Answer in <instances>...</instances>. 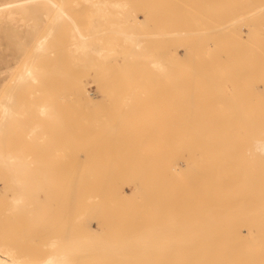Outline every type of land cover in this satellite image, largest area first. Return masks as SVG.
<instances>
[{"label": "rangeland", "instance_id": "obj_1", "mask_svg": "<svg viewBox=\"0 0 264 264\" xmlns=\"http://www.w3.org/2000/svg\"><path fill=\"white\" fill-rule=\"evenodd\" d=\"M80 1L74 7L79 9ZM72 2H70L69 7H73ZM128 2L130 3L129 8L133 10L129 12V20L121 19L115 13V22L125 21L133 40L125 41L117 34V27H115V58L97 59L93 66L89 65L88 62L82 63L81 61L80 64L84 65L83 68L77 60L75 67V64H72L75 63L73 61L74 56L71 55V61L69 56L71 52H68V50L70 51L71 43L69 41L71 39L70 35L66 34L67 27L63 24L64 29L61 26L57 29L56 34L58 35L53 36L50 41L53 42L55 38V45L58 43L56 47L60 49L59 44L61 47L62 44L59 42H62L64 38L60 39L59 30L66 31L63 33V35L65 34L63 37L66 38L67 35L69 41L66 39L63 43L64 46L65 44L70 45L69 49L66 47L69 55L60 49V54L63 51L62 54L64 55L58 56L59 49L56 51L54 45L51 50L56 51L55 55L58 52L57 57L52 54L53 52L51 54L54 58L59 57V62L64 56L67 63L60 62L61 67L64 63L63 70L59 67L60 70L57 71L54 68H56L55 65L58 60L55 65V59L52 60L53 64H49L51 76L54 75L53 79L51 78L53 81L52 91L49 90L51 87L48 88L52 95L51 93L50 95L47 94L46 88L44 92L47 95L42 96L45 99H41L40 96L43 91L39 94L36 93L37 97L39 96L38 101L40 99L41 101L49 100L52 110L57 113V115L54 113L55 117L57 116L58 119L56 120L54 117L52 120H49L50 117H47L48 119L43 118L42 121L45 122L42 134L45 132V136L43 138V135L40 134L42 140L39 137L40 140H37L38 135L34 136L37 141L33 137H25L24 128L28 124L34 123L33 119L28 120L29 117L32 118L34 109L29 112L28 109L31 107L24 106L22 108L28 112L24 115L26 118L21 120L20 125H17L18 128L12 126L7 130L4 146L5 150L9 148L11 151L19 148L20 152L23 145H25V149L28 148L26 141L33 142L35 148L29 144L31 147L29 150H34L35 154L33 155V152H29V154H32L34 158L29 156L33 159L39 157L43 162L41 165L39 163L40 166L36 163L38 165L36 169L43 165L41 168L44 169L45 167V170L49 171L50 177L60 179L59 181L56 179L57 183L59 182L61 186L66 184L62 188L68 190L66 193L68 194L66 198L68 202L71 197L73 203L74 195H71V190H74V194L78 196L75 197L73 208L70 202H65L67 205L61 204L64 206V210L70 211L67 213L72 217L68 220L69 216L63 212L65 216L67 215L65 217L66 222L76 228V225L81 223L79 220L82 217L86 219V215L90 211L88 217L92 215L93 218L91 217V220L87 218L89 220L85 221L82 218V221L85 222V225L87 221L94 230L96 229L97 237L109 238L108 240L105 238L106 240L104 239L102 242L106 241L103 247L105 248L107 245L106 248L110 251L112 249L114 251L113 247L115 246V239H113L115 236L112 233L117 234L114 232L116 228L119 229H117L118 233L121 230V225L115 223L116 220L123 223L124 227L120 233H124V235L131 227L129 238L133 237L135 231L140 230V232L144 231L147 234L149 232V235L150 232L157 233V239L155 234H152L153 240L161 242L162 236L163 239L164 236L168 237L169 232L174 237L176 233L182 232L183 219H186V215L190 211H192L191 217L189 216L191 219L192 217L210 216L215 202L213 189L221 170L225 172L222 171L220 175H224L226 170H231L230 173L240 170L239 173L244 175L249 173L247 169L253 173L262 169L264 171V0H128ZM77 4L79 7L76 6ZM82 5L87 8L86 4ZM69 7L68 10L73 14L75 12V10L73 12L74 7ZM83 9L81 6L79 14H82ZM87 9L89 11V6ZM84 12L81 16L82 19L84 14L87 15ZM75 15L74 13L73 16ZM82 19L79 21L82 22ZM76 20L78 19L76 18ZM30 22L29 20L27 23ZM81 25L84 24L81 23ZM0 33L4 35V29ZM67 42L69 43L67 44ZM3 43V53L6 58L9 51L5 49V40ZM63 48L65 49V47ZM26 57L27 54L21 55L19 60L21 59L23 62ZM11 59V66L16 67L19 62L18 59L13 57ZM43 63H41L42 66H45L44 60ZM57 65L59 66V64ZM52 70L57 71V75L54 72L52 74ZM11 80L12 77L8 76L4 87L0 90V96L6 86L12 85L13 81ZM23 91L28 98L29 92ZM23 91H20V96ZM25 96L23 95V97ZM34 108L36 109V107ZM37 118L36 114L34 120ZM20 132L23 134L22 136ZM38 153L41 157L38 156ZM36 154H38L37 157ZM94 170L95 174L93 173ZM97 170L101 174L102 179L98 176L101 182L97 181V175H99ZM257 173L253 174L254 177ZM85 176L86 178L92 176L89 180L93 179L89 182L87 178V182H85ZM68 183L69 185H67ZM112 183L117 188L118 186L124 188L120 190L119 187L121 192L117 196L114 192L116 187ZM223 183V185L227 184ZM59 184L57 186L60 188ZM92 184L96 188L92 187ZM102 184L105 185V191ZM106 189L110 193L108 192L103 196ZM85 191L89 192L88 195L87 193L83 195ZM123 192L125 196L129 195V198L126 196L127 200L129 199L127 211H124L127 207L123 202L126 197L122 195L120 199H124L121 201L118 199L119 194H123ZM90 195L91 197H89ZM130 196H132L131 200ZM88 198L92 203L88 202ZM107 199L108 202H106ZM113 201L116 202L117 210ZM130 201L132 203L129 205ZM136 203L142 205L134 206ZM5 204H0V207L5 209ZM95 204L98 205V208ZM100 204L106 212L102 210L103 208L101 209ZM137 206L138 209H136ZM65 207L67 208L65 209ZM79 207L80 213L77 211ZM144 207H149L150 211L145 210L148 214L144 212ZM133 208L136 211L139 210L138 214ZM2 209L0 210V225L3 223L1 228L5 226L4 218L5 220L8 219L5 224L9 221L14 222L13 219L10 218V220L9 216L3 213ZM54 209H56L55 206ZM92 209L95 210L94 213L97 212L96 214L99 215V221L96 219L98 217L96 214H91ZM73 210L75 211L74 214ZM85 210L86 213H84ZM97 210L99 212L101 210V212L99 213ZM113 211L115 221H112V217L109 221ZM129 211L132 212L131 216ZM76 213L83 215H80L78 218H81L78 219ZM58 215H55V219ZM135 215L136 217H134ZM138 215L142 218L139 217L138 219ZM2 216L3 219H1ZM19 216L17 215V222L13 223L15 227L12 224L9 225L13 229L8 228L9 223L4 227L8 232L11 231L10 234L15 232L14 229L20 230L18 234L22 232L20 225L17 226L21 222ZM63 217L61 216L62 223L65 222ZM23 218L24 216H22V220ZM190 218L187 219L190 220ZM71 219H75L76 224ZM146 219H149V222ZM138 220L140 221L139 225L136 223ZM142 220L143 222H141ZM68 223L66 224L69 225ZM114 223L118 226L115 229ZM144 223L151 226V229ZM141 224L144 225L143 228L145 227L149 231L142 230ZM125 225L129 228H125ZM140 225L139 229L138 226ZM189 225L191 226L192 222H189ZM108 226H111L110 231L112 233L109 232ZM157 226H162L158 230L159 234ZM153 227L154 229L151 231ZM160 231L162 232L160 233ZM39 232L42 233L40 230ZM39 232H33L31 235L32 238H36L38 245H40V241L45 243L47 239V233L44 234L43 238L41 236L43 234H39ZM140 232L138 231V233ZM158 235L160 236L158 237ZM16 236L18 238L20 234ZM12 238H14L13 235ZM100 241L98 242L99 246L102 244ZM108 241H110V245ZM38 245H36V249H32V252L35 250V255L39 254V250L41 253L44 249L46 251L45 247L42 249L44 245L42 248ZM101 246L99 250L102 249V252H105ZM136 246H129L130 249L134 247L131 252H135ZM154 246L156 251L161 248L158 245ZM140 247L141 245L138 244V248ZM169 247L173 249L177 246L175 244V247L172 245ZM129 248L127 247L128 251ZM138 248L136 249L139 251ZM142 248L144 247L142 246ZM154 248L150 247V251L152 249L155 255ZM146 249L149 251L148 247ZM113 251L110 252V256H105L108 253L107 250L106 254L103 253V255L100 252V255L115 259L113 256L115 251ZM44 252L43 256L45 255ZM33 254L34 252L32 256H34Z\"/></svg>", "mask_w": 264, "mask_h": 264}, {"label": "bare ground", "instance_id": "obj_2", "mask_svg": "<svg viewBox=\"0 0 264 264\" xmlns=\"http://www.w3.org/2000/svg\"><path fill=\"white\" fill-rule=\"evenodd\" d=\"M72 1L70 0H0V32L2 29H4V35L0 33V90L4 87L5 82L8 79V76L9 77L11 76L12 77L11 81H13L12 85L6 86L3 89V92L1 93V96H0V199L2 197L3 203H6L5 209H2V207H0V210L2 209L3 213L8 215L9 219L10 218L13 219L14 222H17L16 220L17 215L18 216L20 215L19 218H21L20 219L21 222L17 226L20 225L19 226L20 229L22 228L21 230L22 232L19 233L20 236L18 234L20 230L14 229L15 235L19 236L18 238L17 236L15 237L13 232H12L13 234H10L11 233L10 230L8 232L7 229H4V227L7 226L8 223H9L8 224V228H9L10 227L9 225L10 224L13 225L14 222L12 221L11 223L9 221L7 224H5V222H7L8 219L5 220V218L3 219V216H2L1 219H3L5 226L4 227L2 226L1 228V225L3 223H1L0 225V229H2L0 231V264H90V263L91 264H109L110 262L111 264H264V171L263 169L258 170L257 171L258 173L257 172L253 173L250 171V169H247L248 171L247 170L246 171L249 173H247L246 175L239 173L240 170L238 171L235 170L236 172L234 171L231 173H230L231 170L230 171L226 170V173L225 174L223 173L224 175H220L221 172L224 171V170H221L219 177L217 178V183L213 189L215 202L213 203L210 216L209 217L203 216V217H198V218L192 217L191 219L190 214H192V211H190L189 213L186 212L187 213L186 219L183 216L184 225L181 226V228H183L182 232L180 231V233H176V235L173 233L175 237L172 236V234L170 235V232H169L168 237L164 236V239H163V236H162L161 242H157L156 240L157 233L155 234L154 232L153 233L150 232V235L152 236L151 237L148 232L149 229H145V227L143 228L144 225L142 224H141L142 230L143 229L147 230L148 234L144 231L140 232V230H138V227L139 229L141 227L140 225L137 227V230L140 233H138V231L134 232L133 230L134 235L132 232L133 237L131 236L130 237L131 239H130L128 236L130 235L131 227L128 231L129 233L126 231L127 235L125 234L126 235L125 236L124 233H120V231L123 230V227H124L123 223L120 222L119 220H116L115 223H117L118 225L120 223L121 225V228L119 227L121 229L119 233L117 231L118 228H116L118 226L115 223L114 224L116 226L114 224L112 225H114L113 227L114 229L116 228V230L114 231V229L113 228L112 229L114 232H117V234L112 233L110 231L111 226H108L109 232H111L115 236L114 238L112 235L113 239H115V242L113 241L115 243V246L114 245H113L114 247L112 246L115 251V255H113L115 259H113V257H111L112 259L111 258L109 259V257L107 258L105 256H110L111 254L110 252H112L113 249L112 251L108 250L106 248L107 245L105 246V248L103 247L106 241L104 242L102 241L106 237L104 236L105 238L103 239L100 237H97L96 235L98 233L95 234L96 229L94 230L93 227L87 221H86L87 224L85 225V222L83 223L82 221L83 217L82 218L80 217L81 219L78 218L80 215L82 216L84 213H86V210L84 211V213L82 212L83 214L78 215V213H76V216L78 215L77 218L80 219L79 223L81 221L80 223L81 225L78 223L81 227L79 225H76V228H75L74 225L66 222L65 217H67V215L69 216V213H67V211L68 212L70 211L66 209L67 207H65L66 210H64L63 209L64 206L61 205V204H64L65 202L66 203L68 202V200L66 199L68 195L66 193L68 192V190L66 188H62L66 186V184L64 186H61L59 182L57 183L56 179L58 178L50 177L48 175L49 171H46L45 167L44 169H42L43 165L41 166L42 168L37 167L36 169V166H38L39 163L41 165V163L43 162H41L42 160L41 158L37 157L39 153L35 155L37 157V159L35 158L37 162L35 161V159H33L34 158L33 155L35 154L34 153L35 151L33 149H32L33 151L29 150V148H31L29 147V144L33 145V142L29 143V141H26V143L28 142L27 143L28 148L26 149H25V145H23V142H22L21 147L23 145L22 147L23 150L22 148H20V152H19V148L17 150L13 149V151L9 150V148H7L8 150L7 149L5 150L4 146H5V142L7 139V135H6L7 130L12 126H15L14 128H16L17 125L19 126L20 125L19 123L22 122L24 118H26L24 115L28 113L27 110H24L22 107L30 106L31 109H28L29 112H32V109L35 110V111L33 110L35 115L34 113L33 114L29 113V114H32L34 117L33 116L32 118L29 117L28 120L33 119L34 123L30 125L28 124V126L24 128L25 137L26 136H28V138L33 137L36 140L34 136L38 135L37 140L39 138L42 140L45 136V132L44 134H42L43 124L45 122V121L44 122L42 121L43 118L48 119L50 117L49 120H52L54 117V119L56 120L58 119L57 116L55 117V114L57 115V113L52 110L51 104L48 102L49 100L41 101V99L42 98L45 99L44 97H42V96H45L46 94V92H44L45 88L47 90V94L49 95L52 91L53 81L51 80V78L53 79L54 75L53 77L51 76V67H49V64L52 65L53 64L52 60L55 59V63H54L55 65L56 61L58 60L57 64H59V66L57 64L55 65L56 68L52 66V68L58 71L60 69L63 70L64 63H67L65 62L67 60H65L64 56H62V61L60 59V62H64V63L62 64V67H61L59 59H58L59 57L56 58L57 57L56 55L58 52H59L58 56L62 54L63 51L60 54V49L64 50V52H67L66 47L69 49L70 45L68 46L65 44L64 46L65 40L67 39L66 41H69L68 39L69 35L71 39L69 41L71 43V46H70V51L68 50V52L69 53L71 52V54L69 55L68 52L67 54L70 56V60H71V55L74 56L73 61H75V63H72V64H75V67L77 66L76 65L77 60L79 62L78 64H80V62L82 61V63L88 62L89 65L93 66L96 64L97 59L108 60L109 58H115V53H116L115 52V27H117L116 28L117 34L121 36L125 41L133 40L132 34L127 30L125 21L121 23L115 22V13L117 14V16L121 17V19L123 18V19L129 20L130 18L129 12H132L133 10L129 8L130 3L128 2V0H81V1L79 0L81 3L82 9L84 8L83 9V12L85 11L84 13H87L88 11L87 8L89 6V11L87 15L84 14L87 17L84 18L85 16H83V19L85 20L86 25H85L84 20L81 17L83 12L82 14H79V9L81 7V6L80 7L78 6L79 1L78 0H72ZM70 2H72L73 7L75 6L76 3H78L76 6H78L79 9L77 7H74V8L69 7V4L71 5ZM82 4H86L87 8H85L84 5ZM68 7L73 8V12L75 10L74 12L76 14L75 16H73L74 13L73 14L70 13V11L68 10ZM76 8L78 9V12ZM75 17L78 20H76ZM81 19H82V22L79 21ZM29 20L31 22L27 23ZM81 23H83L84 25L82 26ZM63 24H65L67 27V30L66 29L65 30L67 31L66 34H68V36L66 35V38L63 37L65 36V34L63 35V33H65L66 31L64 32V31L59 30L61 32V33L59 32V37L61 36L60 39L64 38L63 39L64 41L62 40V42H59L62 44V47L59 44L60 46V49H59V47L58 48L56 47L58 43H56L55 45V38L53 41L54 43L52 42V40L50 41V39H53V36L56 37L55 35H58L56 34V31L58 28H60V26L62 27ZM62 29L64 28L62 27ZM60 39L59 41H61ZM4 40H5V45H6L5 49L9 51L8 56H6V58L4 57V53H3V44H4L3 41ZM56 42H57V39H56ZM69 42H67V44ZM51 43H52V46H51ZM53 45L55 46L56 51L57 49H59L56 55L54 54L56 51L53 52V50H51L52 49L51 47H53ZM63 47H65V49ZM51 53L55 55L56 57L55 58L54 56L52 57ZM25 54H27L26 60L21 62V59L19 60V58L21 55L24 56ZM11 57H13L16 60L18 59L17 61L19 62L16 67L11 66V60H12ZM67 58L68 57L66 55V59ZM41 59H42V62H40ZM43 60L45 62V66L44 65L42 66L41 64L43 63ZM70 60L69 62L71 63L72 60L71 61ZM80 65L83 68L84 65L83 64H80ZM80 65H79V68H81ZM57 71L54 72L52 70V74L53 72L55 74ZM59 73H62V71L61 72L59 71ZM55 75H57V73ZM48 88L49 90H51L50 92L48 91ZM21 90L22 91L27 90L29 92L28 98H26L27 96H25L26 95L24 93L25 91H23V94L21 93V96L23 97L24 95L25 97L22 98L19 95ZM41 91L44 92V95H42L43 92ZM36 92L38 94L41 92L40 93L41 99L39 101L37 100L39 96L37 97ZM34 107H36V109ZM36 114H37L38 120L37 119L35 120L37 121L34 120V118L36 117ZM13 132L15 133L14 129H13ZM40 134L43 135V138H41ZM22 135L23 134H21V136ZM5 136H6V139H5ZM28 138L26 139L28 140ZM17 141L18 139L15 141V143ZM13 146H14V143H13ZM14 148H17V147H14ZM25 150H26V153L28 154L26 153L23 154ZM29 152L31 153L33 152V155L29 154ZM29 155H31L33 158ZM38 156H40V154ZM29 157H31V159H29ZM97 171H96V175H97ZM93 173L95 174V170L93 171ZM235 173H237V175H234ZM256 173L257 175L256 177H254L253 174H256ZM87 175H89V173H87ZM98 176L101 177V174L99 173V175H97V178ZM90 177L89 176L87 177L89 182H91V179H93L91 178L89 180ZM87 178L85 176V179H84L85 182H87ZM59 180L60 179H58L57 181ZM97 181L101 182L99 178L97 179ZM223 182L227 184L223 185L224 184ZM57 184L60 185V188L59 186H57ZM87 184L89 185L90 183H87ZM67 185H69V183ZM84 185H81V186L83 187ZM102 185H99V186L101 187ZM113 185L115 186V184ZM104 186L105 185H103L102 188ZM92 187L96 188L95 185H93ZM109 187L111 186L109 185ZM107 189H106V192L103 194V196L109 192ZM115 189L116 191L118 190L117 192L113 190L115 192V195L117 196V194L121 192L119 191V189L123 190L124 188H122L121 186H118V188L116 187ZM73 191L74 190H71L70 193L72 192L71 195H74V199H73V203H74V201L76 200L78 196L74 194ZM75 191L77 192L76 189ZM104 191H105V187H104ZM93 192H95V190H93ZM85 193H87V191H85L83 195ZM101 195L102 193L100 194V196ZM122 195L125 196L124 192L123 194H119V198H118L119 201H121L122 198L120 199V197ZM89 197H91V195ZM127 197L129 198V195ZM127 197L125 198L126 200H127ZM100 198L101 200H103L102 197ZM131 198L132 196H130V200ZM94 199L96 200V198ZM87 200L88 202L90 201L92 203V201L89 200V198ZM95 200L94 202L96 203ZM124 200L123 202H125V206L127 207V202L129 199L127 201L126 200L124 201ZM115 201H116V198H115ZM1 202L0 204L3 205V203ZM69 202L70 204L72 203L71 197H70ZM106 202H108V199L106 200ZM73 203L71 204V206L74 205ZM131 203L132 201H130L129 205ZM134 203L135 201L133 202V204ZM139 203H136L134 206H136ZM113 204L114 206H116V210H117V205H115L116 202H114ZM95 205L98 208V205L97 204ZM141 205L142 204H139V206ZM146 205H148V203ZM54 206L57 210L54 209ZM96 206H94L95 209H96ZM99 206L101 207V209L103 208L102 210H104V207L101 204ZM128 207L124 211H127ZM146 208L144 207V212L145 210H149L148 209L149 207L147 209ZM93 209H92L93 212H91V214L94 213L95 211ZM108 209L110 210V208ZM120 209H121V206H120ZM136 209H138V206ZM154 209H157V208H154ZM52 210H54L55 212ZM77 211L80 213V207ZM104 211L106 212V210ZM134 211L135 213H137L139 210L138 211L134 210ZM63 212L66 213L67 215L65 216ZM74 213L75 211L73 210V214ZM89 213H87L86 216L87 218L91 220L93 217L92 215H91L92 218L88 217ZM96 213H94L93 215H95ZM131 213L132 212H130V216H131ZM145 213L148 214L147 212ZM53 214L55 215L59 214V215L58 217L56 216V219H55V215ZM103 215H104V212H103ZM119 215L120 213L118 214V217L120 219ZM121 215H122V212H121ZM123 215L125 216V214ZM22 216H24L23 220H22ZM61 216L63 217V220L65 218V222L62 220L63 223L61 222ZM97 216L98 217H96V219L99 221L100 220L99 215ZM113 216H115L114 211H113L112 216L110 215L109 221L111 217L113 218ZM124 216H123V219H124ZM134 217H136V215ZM139 217L140 215H138V219ZM53 218L55 221L53 220ZM70 218L72 217L69 216L68 220H70ZM87 218L86 219L83 218L84 221L89 220ZM114 218L112 221H115ZM173 218H175V216H173ZM187 218H190V220ZM74 220L73 222L74 224H76V221ZM143 220L141 222H143ZM148 220L146 219L147 222H149ZM51 222L54 223L53 226H51L52 224ZM189 222L190 223L192 222L191 226L189 225ZM66 223H68L69 225H67ZM136 223H138L139 225L140 221L138 220V222ZM126 224H129V223L126 222ZM144 224L146 225V223ZM154 224L156 225V223ZM146 226H149V225H146ZM13 227L15 226L13 225ZM126 227L128 226L125 225V228ZM154 227L152 228L151 231H153ZM161 227H158L157 232L159 228ZM149 228L151 229V226H149ZM9 229H13V228L10 227ZM5 230L7 233L5 232ZM39 230L42 231V233H40ZM36 231H38L39 234H43L41 235L43 236V238L47 233L46 235L47 239L45 238L46 239L45 243L40 241V245H38L36 238L35 237L32 238L31 236L32 233ZM161 232L162 231H160V233ZM163 232L165 233V231ZM152 234L153 235L155 234L156 241L153 240L154 237ZM12 235L14 236V238H12ZM160 235H158V237ZM150 237L152 238V240ZM29 238H31V240H29ZM99 238L102 240L100 241ZM106 239L108 240L109 238H106ZM32 240H34L35 242ZM99 241L102 243L100 244V246L102 245L101 248L103 247L104 248L103 250H105V252H102V249L99 250V247H100L98 243ZM110 241H108L109 245H110ZM138 244L141 245L140 248H138ZM175 244L177 247L179 246L178 248L176 247L177 249L176 248L172 249L169 247L171 245L175 247ZM36 245H38V247L41 246V248L44 245L42 248V249H44V247L46 248V251L45 249L42 250L43 252L45 251L44 256H43V252L42 253L39 252L41 250L38 251V249L37 251L39 254L35 255V250H33L34 252L33 255L35 257L32 256V253H33L32 249H36ZM134 245L136 246V248L140 250L138 251L135 248V252L134 251L131 252V250H133L134 247L130 249L129 246L131 247ZM154 245L161 246V248L156 251L154 248L155 247ZM142 246L144 248L147 246L149 248V251L148 249H146L147 247L144 249L142 248ZM149 246L152 249L154 248V250L156 251L155 255L152 249L150 251ZM31 247H35V248H31ZM127 247L129 248V251L127 250ZM29 249H31V252H29ZM106 250L108 251L107 254H106ZM125 250H127V252H125ZM100 252L106 255L103 257L104 254L100 255L101 254ZM37 256L38 258L36 259Z\"/></svg>", "mask_w": 264, "mask_h": 264}]
</instances>
